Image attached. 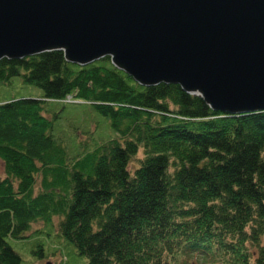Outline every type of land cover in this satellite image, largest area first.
<instances>
[{"label":"trees","instance_id":"16d2710c","mask_svg":"<svg viewBox=\"0 0 264 264\" xmlns=\"http://www.w3.org/2000/svg\"><path fill=\"white\" fill-rule=\"evenodd\" d=\"M15 76L43 96L0 102V264L22 263L9 239L57 217L87 264H264V111L215 112L178 84H138L109 57L1 59L0 83ZM77 101L119 136L72 159L44 112Z\"/></svg>","mask_w":264,"mask_h":264},{"label":"water","instance_id":"95a60500","mask_svg":"<svg viewBox=\"0 0 264 264\" xmlns=\"http://www.w3.org/2000/svg\"><path fill=\"white\" fill-rule=\"evenodd\" d=\"M56 50L82 66L109 57L215 112L264 111V0H0V60Z\"/></svg>","mask_w":264,"mask_h":264},{"label":"rangeland","instance_id":"374dc122","mask_svg":"<svg viewBox=\"0 0 264 264\" xmlns=\"http://www.w3.org/2000/svg\"><path fill=\"white\" fill-rule=\"evenodd\" d=\"M43 91L39 87L25 83L22 76H15L9 83H0V102L21 98H41ZM44 114L55 122L54 136L63 143L72 159L84 157L103 142L114 139L119 133L110 126L107 118L98 113L91 105L77 101L62 105L49 102ZM144 157L141 148L137 157L129 164L131 173L139 166ZM0 173L5 176L4 164L0 160ZM41 230V231H39ZM32 235V236H31ZM59 218L54 223L37 222L27 240L9 239V243L22 257L21 264H87V258L77 255L75 249L59 237ZM42 246L41 248H39ZM249 251L253 246L248 244ZM43 248V251H42ZM44 253L42 256L40 255ZM231 256L226 260L208 259V264H236ZM201 264L202 259H199Z\"/></svg>","mask_w":264,"mask_h":264}]
</instances>
